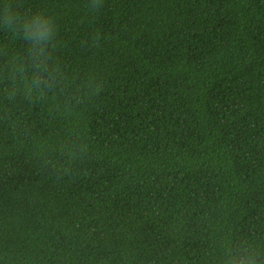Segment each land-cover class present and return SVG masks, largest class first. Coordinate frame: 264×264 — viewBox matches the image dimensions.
Returning a JSON list of instances; mask_svg holds the SVG:
<instances>
[{
	"label": "trees",
	"instance_id": "obj_1",
	"mask_svg": "<svg viewBox=\"0 0 264 264\" xmlns=\"http://www.w3.org/2000/svg\"><path fill=\"white\" fill-rule=\"evenodd\" d=\"M20 3L55 16L69 91L99 92L0 121V264H216L225 238L264 245V0ZM69 139L86 146L70 164L52 150Z\"/></svg>",
	"mask_w": 264,
	"mask_h": 264
},
{
	"label": "clouds",
	"instance_id": "obj_2",
	"mask_svg": "<svg viewBox=\"0 0 264 264\" xmlns=\"http://www.w3.org/2000/svg\"><path fill=\"white\" fill-rule=\"evenodd\" d=\"M86 12L98 14L104 8V0H85ZM0 32L24 42L25 53H12L0 44V121L12 122L11 106L23 100L33 104L64 96L63 114L71 116L82 102L81 88L86 94H98L94 77L84 80L75 91H69V81L61 63L54 59L59 43V29L55 16L43 10L25 11L20 0H0ZM103 39L99 32L93 33L83 43L98 47ZM61 106H57V110ZM70 164L86 152V146L61 141L53 147ZM48 163H55L48 160ZM216 264H264V245L248 237L225 238Z\"/></svg>",
	"mask_w": 264,
	"mask_h": 264
}]
</instances>
